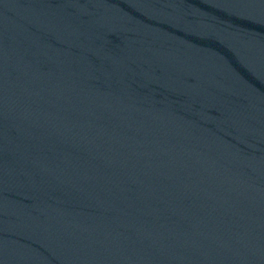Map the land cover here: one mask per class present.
Listing matches in <instances>:
<instances>
[{"label": "water", "instance_id": "1", "mask_svg": "<svg viewBox=\"0 0 264 264\" xmlns=\"http://www.w3.org/2000/svg\"><path fill=\"white\" fill-rule=\"evenodd\" d=\"M0 264H264V0H0Z\"/></svg>", "mask_w": 264, "mask_h": 264}]
</instances>
